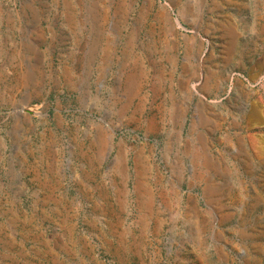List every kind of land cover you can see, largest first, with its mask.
Wrapping results in <instances>:
<instances>
[{"label": "rangeland", "instance_id": "obj_1", "mask_svg": "<svg viewBox=\"0 0 264 264\" xmlns=\"http://www.w3.org/2000/svg\"><path fill=\"white\" fill-rule=\"evenodd\" d=\"M153 261L264 264V0H0V264Z\"/></svg>", "mask_w": 264, "mask_h": 264}, {"label": "water", "instance_id": "obj_2", "mask_svg": "<svg viewBox=\"0 0 264 264\" xmlns=\"http://www.w3.org/2000/svg\"><path fill=\"white\" fill-rule=\"evenodd\" d=\"M203 103H204L203 100L198 97L196 101L197 106H202ZM34 109H35L34 105H27L22 108V111L32 116L34 115V112H35ZM19 113H20L19 110H17L16 108L11 109L12 116L19 115ZM111 130H112V134L115 136V130L114 129H111ZM131 171L133 173V180H132L131 189L128 191L131 199H130L129 209L127 210L126 221H125V223L127 224V229L130 232L136 228V224H137L133 221L134 214L137 211V207L135 204L137 202V199L136 198L132 199V195L136 196L138 194L137 188L139 186V184L134 181L135 179H138V175L136 174L135 167H131ZM166 238L167 236L165 234H160V236L153 237L152 240L150 239L149 251H151V247L153 245H161V244L164 245V243H167V241H165ZM165 247L169 248L168 245H166ZM152 264H156V262L153 261Z\"/></svg>", "mask_w": 264, "mask_h": 264}]
</instances>
